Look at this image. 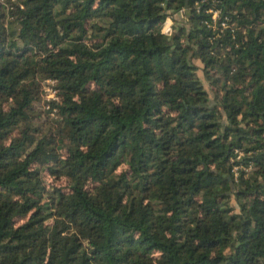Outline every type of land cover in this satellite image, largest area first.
Masks as SVG:
<instances>
[{
  "label": "trees",
  "instance_id": "obj_1",
  "mask_svg": "<svg viewBox=\"0 0 264 264\" xmlns=\"http://www.w3.org/2000/svg\"><path fill=\"white\" fill-rule=\"evenodd\" d=\"M0 264H264V0H0Z\"/></svg>",
  "mask_w": 264,
  "mask_h": 264
},
{
  "label": "rangeland",
  "instance_id": "obj_2",
  "mask_svg": "<svg viewBox=\"0 0 264 264\" xmlns=\"http://www.w3.org/2000/svg\"><path fill=\"white\" fill-rule=\"evenodd\" d=\"M196 62L202 67V62L200 60H196ZM199 74L201 75L203 81L205 82V85L210 88L208 80L204 79V73L202 68H199L198 70ZM55 83L50 78L48 79H42L40 82V86L38 88V99L35 101V106L37 107L38 115L36 119L42 123L45 122V125H50L52 123H55V121L58 119V115L56 113V110L50 111V100L54 98L56 95L55 93ZM46 182L48 186L52 189L55 185H61L63 187H66L65 179H54L49 175H45ZM233 203L236 205L235 201Z\"/></svg>",
  "mask_w": 264,
  "mask_h": 264
},
{
  "label": "built area",
  "instance_id": "obj_3",
  "mask_svg": "<svg viewBox=\"0 0 264 264\" xmlns=\"http://www.w3.org/2000/svg\"><path fill=\"white\" fill-rule=\"evenodd\" d=\"M179 15H182L183 12H179L178 13ZM218 17V11L217 10H214L213 11V18L214 20H216ZM174 15L173 14H170L168 15L165 20L163 21V24H162V31L165 32V33H172L173 29H174ZM224 23V22H223ZM214 23H212L213 25ZM214 28H216V25H214ZM52 80V79H51ZM54 81V80H52ZM55 93H56V89H55ZM54 98H57V96L55 95Z\"/></svg>",
  "mask_w": 264,
  "mask_h": 264
},
{
  "label": "water",
  "instance_id": "obj_4",
  "mask_svg": "<svg viewBox=\"0 0 264 264\" xmlns=\"http://www.w3.org/2000/svg\"><path fill=\"white\" fill-rule=\"evenodd\" d=\"M187 6H188V0H187Z\"/></svg>",
  "mask_w": 264,
  "mask_h": 264
}]
</instances>
